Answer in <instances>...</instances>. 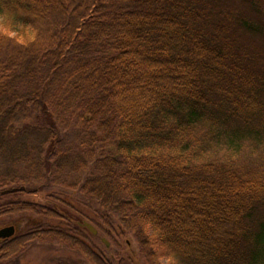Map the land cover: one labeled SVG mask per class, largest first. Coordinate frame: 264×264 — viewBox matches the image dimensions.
I'll use <instances>...</instances> for the list:
<instances>
[{"label": "trees", "instance_id": "obj_1", "mask_svg": "<svg viewBox=\"0 0 264 264\" xmlns=\"http://www.w3.org/2000/svg\"><path fill=\"white\" fill-rule=\"evenodd\" d=\"M215 4L0 0V219L39 218L9 226L0 264L34 243L124 264L98 234L145 264H264V175L191 132L230 147L264 128V57L240 34L263 26Z\"/></svg>", "mask_w": 264, "mask_h": 264}, {"label": "rangeland", "instance_id": "obj_2", "mask_svg": "<svg viewBox=\"0 0 264 264\" xmlns=\"http://www.w3.org/2000/svg\"><path fill=\"white\" fill-rule=\"evenodd\" d=\"M208 1L211 4L216 3L215 6L218 8L217 11L219 12H226L227 9L236 13L245 12L249 19H253L255 22L258 20L263 26V30L260 34L252 35L251 37L244 36L243 33L240 34L242 36V41L251 52L253 50L258 55L264 57V0H256L257 4L258 2L260 3V6L256 4V7L259 9L258 13L252 10V8L250 9L248 6L243 5L239 0ZM239 126H242L241 122H237L232 129H236ZM213 131H215V133H213ZM191 132L193 136L195 137L196 135L199 140L205 142L207 140L208 146L213 148L210 150V158H216L223 162H227L236 167L235 169L238 171H246L254 177L264 175V128L260 136L247 135L243 140L235 141L230 147L223 143V139L216 137V134L223 136L224 133V129H220L218 126L213 130V126H211L210 123H204L197 125ZM210 132L212 133L210 134ZM39 197H43V199L47 201V195L44 196L43 193H40ZM24 198L30 199L31 196ZM38 220V217L29 214H20L11 217L4 216L0 219V229L15 225L17 234H22ZM87 236L90 243L105 253L111 260H116L117 257H121L124 260V264H145L132 240H129L128 243L126 240L121 242L120 248L118 249L104 237L108 243V246H105V244L101 242V240L104 239L102 235L98 234L96 238L89 237V235ZM59 262L88 264L78 252L67 250L57 244L45 243H34L30 245L23 253L8 260L6 264H57Z\"/></svg>", "mask_w": 264, "mask_h": 264}, {"label": "water", "instance_id": "obj_3", "mask_svg": "<svg viewBox=\"0 0 264 264\" xmlns=\"http://www.w3.org/2000/svg\"><path fill=\"white\" fill-rule=\"evenodd\" d=\"M82 226L85 227L92 235L95 236L97 234V231L91 224L84 222ZM13 233H14L13 227L0 229V240L11 237ZM101 242L105 244V246H108V243L106 242L105 239H102Z\"/></svg>", "mask_w": 264, "mask_h": 264}]
</instances>
